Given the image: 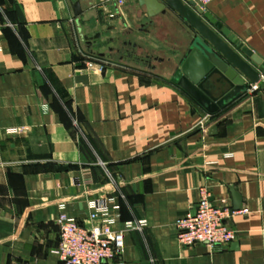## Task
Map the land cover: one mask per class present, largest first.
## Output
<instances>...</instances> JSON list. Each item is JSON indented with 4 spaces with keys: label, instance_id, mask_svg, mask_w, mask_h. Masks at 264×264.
<instances>
[{
    "label": "crops",
    "instance_id": "crops-1",
    "mask_svg": "<svg viewBox=\"0 0 264 264\" xmlns=\"http://www.w3.org/2000/svg\"><path fill=\"white\" fill-rule=\"evenodd\" d=\"M100 2L82 0L75 17L72 0H0V264H61L62 207L89 224L98 198L119 206L124 264H264V90L209 115L172 82L189 26L161 15L180 35L156 52L144 26L133 37L139 18L122 9L108 20ZM207 11L264 60V0H215ZM130 48L151 63L121 55ZM88 56L109 66L90 71ZM202 188L234 208L233 189L248 210L228 223L239 239L222 249L177 242L176 222ZM140 221L142 231L126 228Z\"/></svg>",
    "mask_w": 264,
    "mask_h": 264
},
{
    "label": "built area",
    "instance_id": "built-area-1",
    "mask_svg": "<svg viewBox=\"0 0 264 264\" xmlns=\"http://www.w3.org/2000/svg\"><path fill=\"white\" fill-rule=\"evenodd\" d=\"M185 4L196 3L205 11L215 0H182ZM112 2V3H111ZM101 10L109 20L116 19L121 13L122 1L100 3ZM109 63L104 59L88 56L86 67L90 71L103 73ZM264 82V71L260 72ZM264 90L258 84L250 85L248 94ZM78 127V125H77ZM22 128H12L6 131L11 137L24 132ZM207 135L208 128L204 127ZM90 183V182H89ZM91 214L89 224H81L70 218L62 207L58 219L59 246L57 254L61 264H124L125 252L124 232H117L114 226L119 222V206L115 198H98L90 201ZM193 212L181 216L176 222L177 242L180 246L191 247L196 244L207 245L210 249H222L238 241L239 233L228 223L235 217L248 214V210L235 211L231 203L223 200L216 205L211 201L208 189H200V200ZM146 227L144 221L128 223V230L142 231Z\"/></svg>",
    "mask_w": 264,
    "mask_h": 264
},
{
    "label": "water",
    "instance_id": "water-1",
    "mask_svg": "<svg viewBox=\"0 0 264 264\" xmlns=\"http://www.w3.org/2000/svg\"><path fill=\"white\" fill-rule=\"evenodd\" d=\"M72 2L75 17H80L83 14L82 0ZM136 4L144 8L151 19L169 12L175 13L193 31L189 51L183 64L174 73L172 82L199 103L209 115L218 113L244 96L250 85L264 87L260 74L264 71V60L211 12L194 2L187 5L182 0H136ZM100 57L105 58L106 55ZM132 60L151 63L138 56ZM210 134L216 135L217 127H213ZM232 191L234 210L239 211L241 198Z\"/></svg>",
    "mask_w": 264,
    "mask_h": 264
},
{
    "label": "rangeland",
    "instance_id": "rangeland-1",
    "mask_svg": "<svg viewBox=\"0 0 264 264\" xmlns=\"http://www.w3.org/2000/svg\"><path fill=\"white\" fill-rule=\"evenodd\" d=\"M100 1H101L100 3L103 2L107 3L110 0H100ZM117 1H122V9L124 10V12L130 14V17H132V19H135V17L140 19L139 22L134 27L135 32L133 37L136 40H139L140 37H143V35L139 31L142 29L144 25H146L144 26L143 29L146 30L148 33L149 32L151 33L150 38H148V42L153 46V50H155L156 52L169 53V48L166 45L167 42L169 43L168 39L171 40L173 37H179L180 35V30L178 29L177 25L168 18H161L159 23L155 27L154 26L150 27L148 25V18H146L145 16V10H141L140 8L136 7L135 5L136 0H113V3ZM169 44H172L174 46L176 43L174 41H171V43ZM104 60L109 63L108 60L106 59Z\"/></svg>",
    "mask_w": 264,
    "mask_h": 264
},
{
    "label": "flooded vegetation",
    "instance_id": "flooded-vegetation-1",
    "mask_svg": "<svg viewBox=\"0 0 264 264\" xmlns=\"http://www.w3.org/2000/svg\"><path fill=\"white\" fill-rule=\"evenodd\" d=\"M161 15L160 16H158V17H156V18H153V19H151V18H149L148 17V25H150V26H156L158 23H159V21H160V19H161ZM163 17H168V18H172V12H169V13H167L166 15H164ZM162 23V22H161ZM145 26V25H144ZM135 47H136V45H135ZM121 55L122 56H125V57H130L131 59H133V57H135V56H138L137 54H136V52H134L133 50H132V48H130V49H123V51L121 50ZM148 60V59H147Z\"/></svg>",
    "mask_w": 264,
    "mask_h": 264
}]
</instances>
